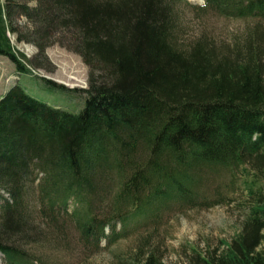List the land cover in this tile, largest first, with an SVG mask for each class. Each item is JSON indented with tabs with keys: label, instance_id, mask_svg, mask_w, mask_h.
<instances>
[{
	"label": "trees",
	"instance_id": "trees-1",
	"mask_svg": "<svg viewBox=\"0 0 264 264\" xmlns=\"http://www.w3.org/2000/svg\"><path fill=\"white\" fill-rule=\"evenodd\" d=\"M49 1L34 8L20 0L0 3V55L20 74H32L30 59L8 37L12 12L35 19L55 11L53 26L70 29L75 52L90 68L89 88L79 113L33 98L19 81L0 98V188L13 200L3 205L5 218L23 210L31 181L50 218L77 202L81 240L99 246L102 238L116 240V222L160 217L172 199L206 203L201 184L243 168L255 173L246 178L249 204L240 232L224 248L195 249L191 264H264L262 43L249 40L233 55H220L204 40L182 47L165 0ZM233 7L238 17H264V0ZM36 77L50 89L77 93ZM0 252L5 264H33L24 250L1 241ZM144 264L164 263L152 253Z\"/></svg>",
	"mask_w": 264,
	"mask_h": 264
},
{
	"label": "rangeland",
	"instance_id": "rangeland-1",
	"mask_svg": "<svg viewBox=\"0 0 264 264\" xmlns=\"http://www.w3.org/2000/svg\"><path fill=\"white\" fill-rule=\"evenodd\" d=\"M37 1L20 0L31 8L39 7ZM225 2L221 7L228 6L227 11L207 6L206 0H165L176 21L178 43L187 47L204 40L220 55H233L236 47L245 51L246 43L251 40L262 43L264 57V17H238L233 7L238 0H223ZM54 13L43 10L33 19L26 17L21 9L13 10L8 37L13 49L30 59L27 66L32 74H20L9 57L0 55V98L19 81L33 98L79 113L86 101L81 97L82 91L89 88L90 68L75 52L70 29L61 23L53 26L50 18ZM36 75L76 89L77 93L50 89ZM250 172L243 168L233 174L222 171L221 176L201 184V191L209 197L206 203L184 206L172 199L160 217L148 216L145 221L135 217L126 226L116 222V240L109 242L102 238L99 246L87 245L81 240L73 217V211L79 207L77 202L70 200L65 208H56L57 217L51 215L54 218H50L41 212L38 192L29 181L23 210L18 212L24 213L20 221L18 214L16 219L5 218L3 205L13 200L0 188V241L24 250L33 264H144L152 253L164 264H191L195 249L202 252L224 248L223 242L231 241L240 232L248 213L246 178H253L255 173ZM261 184L264 188V178ZM101 205L96 202V209ZM112 230L107 226L106 234H111ZM0 264H5L2 252Z\"/></svg>",
	"mask_w": 264,
	"mask_h": 264
},
{
	"label": "bare ground",
	"instance_id": "bare-ground-1",
	"mask_svg": "<svg viewBox=\"0 0 264 264\" xmlns=\"http://www.w3.org/2000/svg\"><path fill=\"white\" fill-rule=\"evenodd\" d=\"M116 226V225H115Z\"/></svg>",
	"mask_w": 264,
	"mask_h": 264
}]
</instances>
